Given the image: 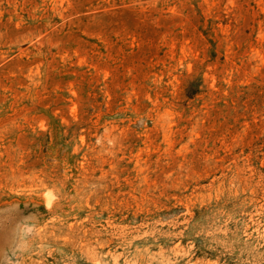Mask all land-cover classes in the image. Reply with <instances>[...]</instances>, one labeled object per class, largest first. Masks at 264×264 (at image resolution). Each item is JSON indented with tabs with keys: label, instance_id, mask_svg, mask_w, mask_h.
I'll list each match as a JSON object with an SVG mask.
<instances>
[{
	"label": "rangeland",
	"instance_id": "obj_1",
	"mask_svg": "<svg viewBox=\"0 0 264 264\" xmlns=\"http://www.w3.org/2000/svg\"><path fill=\"white\" fill-rule=\"evenodd\" d=\"M0 264H264V0H0Z\"/></svg>",
	"mask_w": 264,
	"mask_h": 264
}]
</instances>
